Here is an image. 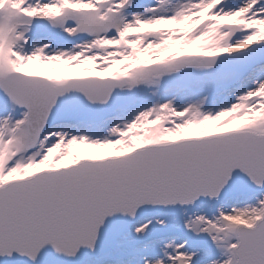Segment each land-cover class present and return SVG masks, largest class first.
I'll return each mask as SVG.
<instances>
[{
	"label": "snow or ice",
	"instance_id": "snow-or-ice-1",
	"mask_svg": "<svg viewBox=\"0 0 264 264\" xmlns=\"http://www.w3.org/2000/svg\"><path fill=\"white\" fill-rule=\"evenodd\" d=\"M0 264H264V0H0Z\"/></svg>",
	"mask_w": 264,
	"mask_h": 264
}]
</instances>
